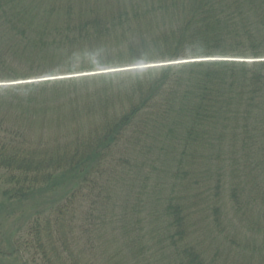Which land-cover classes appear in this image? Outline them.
Returning <instances> with one entry per match:
<instances>
[{"label": "trees", "instance_id": "1", "mask_svg": "<svg viewBox=\"0 0 264 264\" xmlns=\"http://www.w3.org/2000/svg\"><path fill=\"white\" fill-rule=\"evenodd\" d=\"M185 59L0 86V264H264V0H0V81Z\"/></svg>", "mask_w": 264, "mask_h": 264}, {"label": "rangeland", "instance_id": "2", "mask_svg": "<svg viewBox=\"0 0 264 264\" xmlns=\"http://www.w3.org/2000/svg\"><path fill=\"white\" fill-rule=\"evenodd\" d=\"M238 60H241V59H238ZM194 60H191V59H185V60H182V61H167V62H159V63H151V64H148V65H140V66H129V67H121V68H112V69H92V70H85V71H75V72H64V73H60L59 75L57 74L56 76H53V77H45V78H37V79H27V80H20V81H0V86H6V85H18V84H22V83H32V82H39V81H47L48 79L51 80V81H56V80H64V81H73V80H82V79H86V78H91L93 76H97L99 77L100 74H108V73H115V72H121V71H128V70H135V69H143V68H150V67H158V66H167V65H172V64H178V63H183V62H193ZM108 80H111V79H106V80H102V81H106L104 82L105 83H109L107 82ZM116 81V80H115ZM118 82H113V84H117ZM85 84H90V83H85ZM85 84H82L81 87H84L83 85ZM103 84V83H101ZM99 83V85H101ZM59 89H62V90H67L70 86V89H72V86L70 84H66V86L64 85H57ZM104 87V86H103ZM3 173H0V177L2 176ZM259 181H261V179H259ZM251 197V199L254 200V202L256 203V205H251V206H246L245 208L247 209V212L246 213H249V214H252V212H259L263 217H264V205L262 204L263 202L258 199L257 197H253L251 195H249ZM252 201V200H251ZM3 202V196L2 194H0V203ZM27 209H25V212L26 213H29V214H33L34 210H33V206L32 204L30 205L29 203H27ZM230 207L227 208L228 210V213H230L231 215H234V213L236 212V209L235 207ZM19 211H23V210H19ZM14 215L12 217H10V215H5L6 216H9L10 218H5V219H8L6 221L2 220L0 218V251H4L5 247H4V244L3 242L5 240L2 239V235L4 237V239H6L7 237V241L5 242H8V241H13L14 239H12L11 237V232L13 230H15V234H17L18 237H23V236H26V230L27 228L29 227L30 223L28 222H25L23 221V216H21V213L20 212H16V213H13ZM254 216H256L254 213H253ZM248 216H245V217H240V218H237L235 220V223L236 226L240 229H243L242 227H247V226H250V223L249 221L247 220ZM4 219V218H3ZM83 223H80L78 226L79 228L81 227L80 225H82ZM13 232V233H14ZM258 234H256V238H254L255 240H257L259 243H261L262 241H264V231H260V232H257ZM9 234V235H8ZM248 235L250 237H253V231H250L248 233ZM27 259H30V256L28 254H26L24 256V260H27ZM32 264V263H30Z\"/></svg>", "mask_w": 264, "mask_h": 264}]
</instances>
